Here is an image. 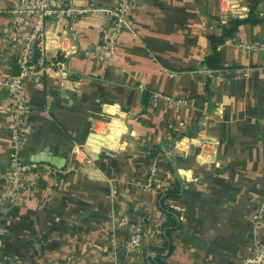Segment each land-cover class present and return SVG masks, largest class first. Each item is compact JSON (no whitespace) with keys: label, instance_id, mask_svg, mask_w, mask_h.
Returning <instances> with one entry per match:
<instances>
[{"label":"crops","instance_id":"crops-1","mask_svg":"<svg viewBox=\"0 0 264 264\" xmlns=\"http://www.w3.org/2000/svg\"><path fill=\"white\" fill-rule=\"evenodd\" d=\"M132 1L109 64L100 29L118 0H51L46 70L19 85L30 107L19 156L63 165L34 162L54 173L27 175L0 204V258L12 264H158L160 254L164 264H243L264 238V51L253 48L264 0ZM233 20L244 23L215 50ZM34 26L20 0H0V190L13 168L7 82ZM247 67L241 80L229 74ZM168 192L179 221L171 250L159 205ZM134 232L140 253L126 249Z\"/></svg>","mask_w":264,"mask_h":264},{"label":"built area","instance_id":"built-area-1","mask_svg":"<svg viewBox=\"0 0 264 264\" xmlns=\"http://www.w3.org/2000/svg\"><path fill=\"white\" fill-rule=\"evenodd\" d=\"M133 5L132 0H118L115 7L103 10L105 19L100 29L99 57L106 63H112L122 33L130 24V12ZM20 10L32 15L35 19L34 31L28 38L25 62L22 64L20 75L10 82H7L10 99L12 101V125L11 144L14 150L12 154L13 168L7 176L8 187L0 190V204L7 200H16L23 187L24 178L28 175L39 177L46 173H54L49 167L34 162H25L20 159L19 147L25 136L28 125L29 103L20 93L19 85L25 78L43 74L46 70L44 27L45 24L57 15L52 8L51 0H20ZM64 13V11H60ZM255 50L264 51V42L254 45ZM251 72L250 68H238L229 74L234 80H241ZM210 77L216 79L215 73L210 72ZM224 75V73H223ZM226 75V74H225ZM156 98H164L161 94H155ZM155 174V170H153ZM264 221V205L257 218ZM0 229V237H1ZM143 236L141 233H134L126 243L129 252L140 253L143 250ZM0 264H12L0 258ZM243 264H264V238H257L251 256Z\"/></svg>","mask_w":264,"mask_h":264},{"label":"trees","instance_id":"trees-1","mask_svg":"<svg viewBox=\"0 0 264 264\" xmlns=\"http://www.w3.org/2000/svg\"><path fill=\"white\" fill-rule=\"evenodd\" d=\"M252 3L254 2L253 0H251ZM252 15H253V8H252ZM243 21H236L233 20L230 22V29L225 30L224 35L222 37H220L217 40L213 41V45L214 48L216 50V47L218 45H221L225 42L226 39L232 37L233 33L236 31L237 27L241 24H243ZM214 50V57L213 59H215V57L217 56V52ZM210 60H208L209 62ZM177 192H168L164 195L160 196L159 199V205H160V209L168 216V222L164 225V229H163V236L166 239V244L168 246V249L171 250L170 247V239H171V235L173 233V231H175L176 229L179 228V221H178V217L176 215V213L168 206L166 205V200L170 197L176 196ZM159 258L156 260V262L158 264H164L163 262H161L160 258L162 257V254H160L158 256Z\"/></svg>","mask_w":264,"mask_h":264},{"label":"water","instance_id":"water-1","mask_svg":"<svg viewBox=\"0 0 264 264\" xmlns=\"http://www.w3.org/2000/svg\"><path fill=\"white\" fill-rule=\"evenodd\" d=\"M33 162H47L58 168H61L63 165V160H60V158H56L51 155L46 156V153L39 154V158L34 159Z\"/></svg>","mask_w":264,"mask_h":264},{"label":"rangeland","instance_id":"rangeland-1","mask_svg":"<svg viewBox=\"0 0 264 264\" xmlns=\"http://www.w3.org/2000/svg\"><path fill=\"white\" fill-rule=\"evenodd\" d=\"M153 172H154V171H152V175H151V176H155L157 171L155 170V174H153ZM263 205H264V202H263ZM263 205H262V208H263ZM262 208H261V210H262ZM257 218H258V216H257ZM259 222H260V221L257 219V220H256V224L259 223ZM134 233H136V232H134ZM134 233H133V234H134ZM139 233H140V232H139ZM133 234H132V235H133ZM141 234H142V233H141ZM132 235H131V236H132ZM129 239H130V238H129ZM128 241H129V240H128Z\"/></svg>","mask_w":264,"mask_h":264}]
</instances>
